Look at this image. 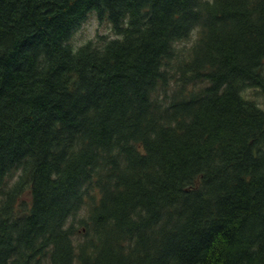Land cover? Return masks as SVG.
<instances>
[{"label": "trees", "instance_id": "obj_1", "mask_svg": "<svg viewBox=\"0 0 264 264\" xmlns=\"http://www.w3.org/2000/svg\"><path fill=\"white\" fill-rule=\"evenodd\" d=\"M0 264H264V0H0Z\"/></svg>", "mask_w": 264, "mask_h": 264}, {"label": "rangeland", "instance_id": "obj_2", "mask_svg": "<svg viewBox=\"0 0 264 264\" xmlns=\"http://www.w3.org/2000/svg\"><path fill=\"white\" fill-rule=\"evenodd\" d=\"M100 37L112 39L116 38V35L113 33V30L107 21L99 22L95 16L91 15L75 31L71 38V43L73 47H78L88 43L90 40L95 42L101 40ZM14 181L15 179L13 177L8 181V185H12ZM22 197L28 199L26 193Z\"/></svg>", "mask_w": 264, "mask_h": 264}, {"label": "bare ground", "instance_id": "obj_3", "mask_svg": "<svg viewBox=\"0 0 264 264\" xmlns=\"http://www.w3.org/2000/svg\"><path fill=\"white\" fill-rule=\"evenodd\" d=\"M91 15H93V16L96 17V15H94V14H89V15L86 17V19L89 18ZM96 18H97V17H96ZM86 19H85L84 21H86ZM97 20H98L99 22H103V21H105V20H107V19H104V20H101V19H100V20H99V19L97 18ZM108 24H109V23H108ZM110 27H111V26H110ZM67 44L70 45V50H71V46H72V45H71V37H70L69 40L67 41ZM87 44H88V43H87Z\"/></svg>", "mask_w": 264, "mask_h": 264}]
</instances>
